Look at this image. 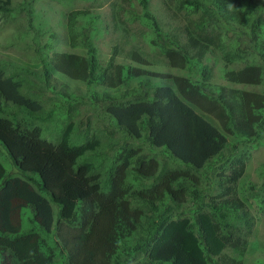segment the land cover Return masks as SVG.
Segmentation results:
<instances>
[{"label":"trees","instance_id":"16d2710c","mask_svg":"<svg viewBox=\"0 0 264 264\" xmlns=\"http://www.w3.org/2000/svg\"><path fill=\"white\" fill-rule=\"evenodd\" d=\"M138 1L154 32L152 43L168 64L197 68L199 77L149 73L139 65H116L112 76L107 73L111 63L99 72L92 43L96 17L85 20L76 11L67 14L69 45L85 53L56 52L52 59L68 78L125 86L121 95L87 92V102L122 133L116 154L102 151L103 158L96 159L101 136L86 131L80 136L72 122L46 137L34 119L53 118L55 111L44 105L42 86L25 84L0 64V145L16 171H6L0 161V264H241L233 257L225 260L223 250L244 248L241 227L250 231L252 226L249 212L236 214L243 204L227 197L244 172L245 156L230 159L229 174H217L220 198L209 194L206 172L216 161L228 162L227 135L248 146L264 140V93L211 85L210 68L201 62L216 50L228 66L243 64L225 72L228 81L264 84V0H178V10L196 16L183 39L162 30L149 0ZM32 2L23 0L21 8L30 13ZM10 3L0 0L5 16L12 11ZM121 7L113 9L116 23ZM130 57L148 64L135 50ZM44 72L46 83L50 70L44 67ZM145 74L160 75L162 81L151 82ZM132 78L139 80L129 91ZM81 96L59 95L67 117L77 112ZM7 104L17 112L9 113ZM199 111L213 115L221 129ZM141 137L176 158L180 167L158 170L154 159L137 153L132 140ZM132 164L135 186L125 181ZM203 172L206 186L199 188ZM256 195L264 203V183ZM187 196L198 203V211L181 216L177 209L186 206ZM205 206L209 212L201 211Z\"/></svg>","mask_w":264,"mask_h":264},{"label":"rangeland","instance_id":"374dc122","mask_svg":"<svg viewBox=\"0 0 264 264\" xmlns=\"http://www.w3.org/2000/svg\"><path fill=\"white\" fill-rule=\"evenodd\" d=\"M23 0H11L10 7L12 11L8 16L0 12V64L8 75L18 76L22 82L32 81L33 85H41L43 96L45 97L44 105L51 107L55 111V116L45 119H34V122L44 127V134L49 138L54 135L58 126L72 122L75 126V132L80 136L86 132L97 133L101 136V146L94 152L96 159L101 160L102 151H111L116 154L119 144L123 142L122 133L109 123L103 111L92 107L87 102V92L94 91L101 93L108 91L112 94L121 95L125 86L110 88L106 85L108 82L87 84L84 81L74 80L60 73L52 65V59L56 52L85 53L82 47H71L68 39L67 14L76 11L78 17L87 19L96 17L93 27L94 30L92 43L96 47V58L98 61L99 72L111 63L113 66L107 73L114 76L116 72L112 69L116 65L138 66L149 73L171 74V75H188L193 72L195 77H199L197 68L177 69L170 66L166 58L161 54L160 48L152 43L154 32L150 23L142 16V8L138 0H33L30 6V13L21 8L20 3ZM178 0H149V10L157 17V20L164 32L169 35H178L183 39L185 29L195 22L196 16L188 15L177 8ZM120 5L121 14L120 22L113 20V9L117 12ZM141 16V18H140ZM30 17V18H29ZM38 31V32H37ZM46 42L50 45L46 46ZM139 52L146 59L148 64L135 62L130 57L133 51ZM113 51H116L113 54ZM201 64L210 68L211 79L209 83L216 87L235 88L238 90L256 91L264 93V84L256 86L233 83L227 80L225 72L231 67L239 69L243 64L236 62L228 66L221 58L218 51H210L202 59ZM44 67L50 70L47 82H44ZM111 71V72H110ZM160 75L145 74L142 77L151 82H158ZM43 79V83H42ZM114 79V78H113ZM139 78H132L127 84V90L131 91L137 88ZM166 83H171L167 81ZM23 91V88H21ZM71 94L72 96L82 95L78 99L77 112L72 111V116L67 117L66 108L61 106V94ZM85 102V103H84ZM6 110L17 112L16 108L7 104ZM203 116L210 122L221 129L217 119L208 113ZM10 116V114H7ZM43 117H45L43 115ZM17 118L26 119L18 114ZM31 118H29L30 120ZM109 131L112 134H109ZM228 145L224 149V156L228 155V162L216 161L213 166L207 167V175L211 179L209 194L221 197L222 189L218 185L217 174L224 172L229 174L233 162L231 158L240 156L244 157V172L232 186V190L227 197L237 199L242 208H236V214L242 211L249 212L253 217L250 231L242 228L246 238V244L240 245L238 251L230 247L223 250V258L233 257L241 261V264H264V203L256 195L264 183V140L251 146L243 145L236 137L227 135ZM138 154L146 155V159H154L157 162L158 170H171L179 168L181 163L174 157L167 155L163 148H157L149 143L146 138L132 140ZM237 143V146L233 145ZM113 145V146H112ZM125 145V144H123ZM7 150L0 145V161L6 171H13V165L6 160L5 153ZM232 163V164H231ZM102 170L104 169L101 168ZM135 170L133 164L126 172V183L136 185L133 176ZM205 172L200 177L196 185L201 188L206 186L204 178ZM16 175V174H15ZM212 175V178H211ZM105 171H102V180H105ZM232 193V194H231ZM208 197L205 198V201ZM185 207L180 206L177 212L181 216H192L198 209V203L192 202L190 196L186 197ZM201 211L209 212L208 207L202 208ZM242 249V250H240ZM222 263L223 261H217Z\"/></svg>","mask_w":264,"mask_h":264}]
</instances>
